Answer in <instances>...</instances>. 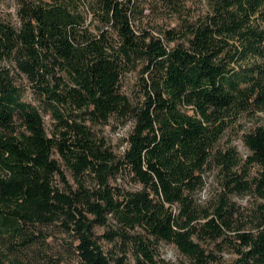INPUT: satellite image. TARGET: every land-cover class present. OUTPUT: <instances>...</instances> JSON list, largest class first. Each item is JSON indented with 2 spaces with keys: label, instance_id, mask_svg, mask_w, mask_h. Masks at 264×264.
Segmentation results:
<instances>
[{
  "label": "trees",
  "instance_id": "16d2710c",
  "mask_svg": "<svg viewBox=\"0 0 264 264\" xmlns=\"http://www.w3.org/2000/svg\"><path fill=\"white\" fill-rule=\"evenodd\" d=\"M2 1L0 63L8 64L0 65V239H21L12 244L23 258L0 250V264H30L38 239L28 228L58 220L77 241L78 264H159L160 241L193 264H216L207 238L233 247L230 264H264V125L244 135L246 158L235 147L215 157L229 190L262 201L256 230L228 235L234 206L226 195L212 210L195 199L226 119L264 110V0H205L208 11L184 31L159 33L135 27L136 0H91L90 20L83 0H19V27L2 18ZM13 68L65 127L60 137L49 135L41 107L22 99ZM136 70L145 87L138 102L122 91L124 75ZM73 110L93 122L133 120L123 155L104 148ZM56 156L77 178L96 173L103 188L74 190ZM124 171L140 187L109 185ZM96 225L107 226L103 237L120 255H107Z\"/></svg>",
  "mask_w": 264,
  "mask_h": 264
},
{
  "label": "rangeland",
  "instance_id": "374dc122",
  "mask_svg": "<svg viewBox=\"0 0 264 264\" xmlns=\"http://www.w3.org/2000/svg\"><path fill=\"white\" fill-rule=\"evenodd\" d=\"M138 3L136 17L134 22L140 28L152 29L155 33L160 30H176L184 31L189 23H195L201 16L208 11V5L205 0H179L176 2H168L166 0H136ZM83 11H88L89 20L93 18L91 9V0H83ZM19 0H3L1 4L2 18L11 24L19 27ZM181 39H176L171 43L175 45ZM8 64V62L0 63V65ZM10 65V64H9ZM11 66V65H10ZM12 73L15 77L16 85L21 89L22 99L41 107L44 115L47 131L50 136L56 135L60 137L61 129L65 127L59 125V121L42 107V102L38 93L33 88L32 82L21 73L13 68ZM145 77V76H144ZM147 77V76H146ZM143 78L140 71H131L124 75L122 79V91H124L134 102L142 100L143 96ZM74 114L81 115L79 121L89 126L94 137L103 147L111 151L116 157H121L127 147L128 137L133 129L134 121L126 118L112 116L108 123L93 122L80 110H73ZM68 118V113H64ZM259 125H264V110L243 111L242 113H232L225 123V129L220 140L217 142L213 156L205 165L202 171V184L195 195L196 204L199 208L213 209L218 205L223 195L229 199V203L234 206L233 231H229L228 235L233 236L239 229L240 231H255L256 224L259 220V203L262 201L252 192H238L229 190L226 184L228 175L226 169L221 166L216 156L218 152H225L230 147H235L242 158H246L249 150L245 145L244 135ZM61 162L62 170L65 172L69 185L77 190L82 183L89 190L103 188L96 173H85L81 178H77L73 170L70 169L60 156H56ZM238 173H243V162L235 169ZM257 167L251 169V175L256 173ZM110 186L124 190H135L140 185L135 183L131 174L128 172L115 173L108 180ZM60 188L67 191L64 182L57 179ZM91 219L95 216L88 214ZM112 222V221H111ZM107 230L105 225H96L94 231L107 255L118 256L121 252L115 243L107 241L103 234ZM28 231L36 237V243L32 245L27 254L30 264H78V254L75 249L77 244L72 231L63 225L62 220H58L52 224H38L31 226ZM8 238L0 239V250L4 251L11 259L15 257L21 258L13 252L14 244ZM204 247L212 252L216 257V264H230L236 259L233 247L218 240L207 238L202 242ZM23 246H19L22 248ZM158 263L159 264H193L191 259L184 255L172 243L160 241L158 244ZM23 254V253H22ZM23 258V257H22ZM112 264H116L112 261Z\"/></svg>",
  "mask_w": 264,
  "mask_h": 264
}]
</instances>
